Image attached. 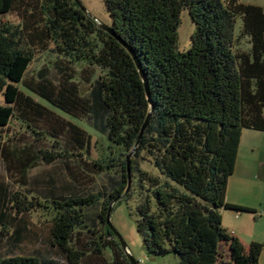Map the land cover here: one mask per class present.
I'll list each match as a JSON object with an SVG mask.
<instances>
[{
  "label": "trees",
  "instance_id": "16d2710c",
  "mask_svg": "<svg viewBox=\"0 0 264 264\" xmlns=\"http://www.w3.org/2000/svg\"><path fill=\"white\" fill-rule=\"evenodd\" d=\"M105 4L114 34L75 0H0V163L20 184L0 178V264H132L108 212L134 187L149 255L174 253L177 264H260L264 244L246 247L223 225L222 210L249 211L230 204L227 189L243 131L264 132V7L241 0ZM185 9L195 30L181 51ZM46 52L91 69L78 77L66 64L55 77L43 66L29 76L32 59ZM149 114L133 155L154 171L131 159L129 187L127 157ZM65 115L105 136L107 153L92 159V135ZM42 163L60 168L74 188L93 185L65 192L54 177L31 182ZM42 214L46 237L35 220ZM30 241L43 247L26 250Z\"/></svg>",
  "mask_w": 264,
  "mask_h": 264
},
{
  "label": "rangeland",
  "instance_id": "374dc122",
  "mask_svg": "<svg viewBox=\"0 0 264 264\" xmlns=\"http://www.w3.org/2000/svg\"><path fill=\"white\" fill-rule=\"evenodd\" d=\"M244 3H254L259 4L264 7V0H241ZM84 5L87 7L89 14L95 18L97 23L101 26L102 24L109 25L111 23V17L107 10L105 0H82ZM195 30V25L191 20L189 12L187 9L183 10L181 13L180 25H179V41H178V49L181 51H185L191 47V37ZM59 66H58V65ZM69 65L73 69V72L76 76L81 77V71L84 69H91L89 66L85 64H69L66 63L63 57H58L56 54L51 52H46L44 54L36 55L31 64L28 67V75L36 76L37 72L43 66H47L52 75L55 77L60 76L59 67H63L64 65ZM56 65V66H55ZM98 71L95 70V76L98 75ZM85 75V74H84ZM93 77V78H94ZM90 84L84 82L82 84L83 93H89ZM67 118L71 119L76 124L80 125L84 129H86L92 135V159H100L107 153L108 140L101 133L96 131L93 127L89 125V123L84 119L73 118L71 116L65 115ZM21 132H24L22 130ZM263 134L264 133H259ZM19 139V138H18ZM264 144V140H263ZM246 152L250 151L248 144H246ZM245 148V146H244ZM245 151V149H244ZM246 155V153H244ZM137 160L140 167L145 170L154 171V168L150 161L143 158H135L133 155L131 159ZM264 158V157H263ZM30 181L33 182L35 180H42L44 178L54 177L58 184L63 187L65 192H71L74 189L82 190L83 188H90L93 185V182L88 180L84 181L81 184H78L76 188L70 184V178L66 176L63 171L57 166L48 165L42 163L36 168H33L29 174ZM3 177L8 181L15 182V185L19 188L20 184L17 181L13 180L12 175L7 171L5 164L0 163V178ZM81 192V191H80ZM140 201V195L135 190V187L132 191V196L122 197L114 203L112 214H111V222L115 229L121 234L122 238L126 242L130 253L135 257L139 264H177L178 256L174 253H170L167 255H149L143 245L142 237L137 229V205ZM38 221V225H40L39 233L46 237L48 234V216L39 215L35 218ZM37 241H30L29 244L25 245L24 248L26 250H30L32 248L43 247L42 244L35 245ZM35 243V244H34ZM107 255L111 258V252L108 250ZM59 264V263H58ZM60 264H63V261H60Z\"/></svg>",
  "mask_w": 264,
  "mask_h": 264
},
{
  "label": "crops",
  "instance_id": "0c3cea01",
  "mask_svg": "<svg viewBox=\"0 0 264 264\" xmlns=\"http://www.w3.org/2000/svg\"><path fill=\"white\" fill-rule=\"evenodd\" d=\"M259 133L264 132L243 131L235 173L227 189V201L249 211L222 210L223 225L246 247L253 241L264 244V215L261 214L264 209V135ZM246 144L250 151L246 152ZM260 264H264V250Z\"/></svg>",
  "mask_w": 264,
  "mask_h": 264
},
{
  "label": "water",
  "instance_id": "95a60500",
  "mask_svg": "<svg viewBox=\"0 0 264 264\" xmlns=\"http://www.w3.org/2000/svg\"><path fill=\"white\" fill-rule=\"evenodd\" d=\"M75 1L78 3V5L82 8V10H83L84 12H86L88 15H90L89 12H88L87 7L84 5V3L82 2V0H75ZM101 28H103V29H105L106 31H108V32H110V33H112V34H114V31L112 30V28L110 27V25L102 24V25H101ZM137 62H138V66H139V68H140V71H141V73H142V75H143V77H144L145 84H146V88H147V95H148V98H149V100H150V102H151V94H150V90H149L148 82H147V80H146V78H145V76H144V74H143V71H142V69H141V66H140L139 61H137ZM151 104H152V103H151ZM149 121H150V114H149L148 118L146 119V121H145V123H144V125H143V128H142V130H141V133H140V135H139V138H138V140H137V142H136V145H135L133 151H132V152L128 155V157H127V164H128V168H129V187H130V185H131V180H132L131 158H132L133 153L135 152V150H136V148H137V146H138V144H139V141H140V139H141V137H142V135H143V133H144L146 127H147L148 124H149ZM113 206H114V203L111 204V206H110V210H109V212H108V224H109V226L111 227V230H113V232L115 233V235H116V236L118 237V239L120 240V242H121V244H122V247L124 248V250L126 251L128 257H129L130 260H131V263H132V264H139L138 261L135 259V257L130 253V251H129V249H128V246H127L126 242L124 241V239L122 238L121 234L115 229V227L113 226V224H112V222H111V214H112Z\"/></svg>",
  "mask_w": 264,
  "mask_h": 264
},
{
  "label": "built area",
  "instance_id": "2783aa9c",
  "mask_svg": "<svg viewBox=\"0 0 264 264\" xmlns=\"http://www.w3.org/2000/svg\"><path fill=\"white\" fill-rule=\"evenodd\" d=\"M261 214H262V215H264V209H263V210H261ZM232 233L234 234V232H232Z\"/></svg>",
  "mask_w": 264,
  "mask_h": 264
}]
</instances>
